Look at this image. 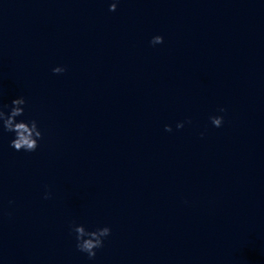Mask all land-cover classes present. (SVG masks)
I'll use <instances>...</instances> for the list:
<instances>
[{
  "label": "clouds",
  "instance_id": "1",
  "mask_svg": "<svg viewBox=\"0 0 264 264\" xmlns=\"http://www.w3.org/2000/svg\"><path fill=\"white\" fill-rule=\"evenodd\" d=\"M117 2H113L109 6V11H115ZM150 43L155 46L163 43V37L160 35L154 36ZM54 74H61L66 71V68L57 66L52 69ZM26 101L23 97L13 99L9 111L5 112L4 108L9 107L4 105L0 107V128L3 131L14 133V138L10 142V147L16 151L34 152L39 147V141L43 138V133L38 127L36 120H17V117L24 115ZM224 112V108L219 109ZM223 116L210 117L214 127H221L223 124ZM191 121H188L190 123ZM184 127V122H178L176 128ZM165 131L171 132V125H165ZM45 199L50 198V193H45ZM72 231L75 233L76 248L83 253H86L89 259H94L96 250L104 246V240L111 234V229L107 226L98 227L95 230L89 231L83 225H73Z\"/></svg>",
  "mask_w": 264,
  "mask_h": 264
}]
</instances>
